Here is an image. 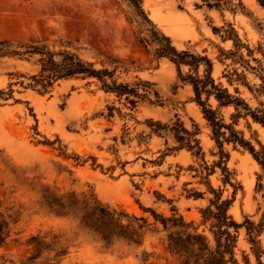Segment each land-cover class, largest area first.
<instances>
[{"label":"rangeland","instance_id":"374dc122","mask_svg":"<svg viewBox=\"0 0 264 264\" xmlns=\"http://www.w3.org/2000/svg\"><path fill=\"white\" fill-rule=\"evenodd\" d=\"M139 2L145 17L130 0H0V39L19 50L18 44L34 42L54 52L71 51L109 71L103 81L59 79L42 93L29 85L39 72L38 55L0 57V90L11 93L0 97V213L7 221L0 264L26 262L35 236L65 249L59 256L45 250L37 264H183L184 257L167 248L169 230L150 210L182 216L189 230L214 247L215 220H204L202 212L209 206L215 211L211 200L217 197L229 201L227 214L241 224L228 229L236 237L240 264H246L244 258L264 264V169L247 149L224 141L230 172L225 181L217 163L220 147L192 86L172 62L155 54L152 40L158 31L177 49L207 56L216 82L252 109L261 107L264 9L256 0ZM103 84L127 85L131 93L120 95ZM208 104L225 123L234 122L256 150L264 146V128L244 111L234 121V106H218L212 96ZM177 120L195 132L202 154L176 149ZM46 191L91 194L127 214L123 224L141 226V242L114 238L106 244L71 216L49 213ZM247 219L259 229V256Z\"/></svg>","mask_w":264,"mask_h":264},{"label":"trees","instance_id":"16d2710c","mask_svg":"<svg viewBox=\"0 0 264 264\" xmlns=\"http://www.w3.org/2000/svg\"><path fill=\"white\" fill-rule=\"evenodd\" d=\"M256 1L264 9V0ZM130 2L144 15L139 0H130ZM152 40L158 45L155 54L158 57H165L172 62L177 69L180 79L192 86L194 101L211 127L213 138L220 147V160L217 163L218 165L222 164L221 170L225 173V181L229 180L230 172L226 165L228 154L224 152L222 146L224 141L239 144L241 147L247 149L262 169H264V146L261 145L256 150L250 141L244 139L243 135L233 127L234 122L225 123L217 110L208 104V100L212 96L217 101L218 106H234L236 110L232 114L234 121L244 111L245 116H250L254 122L264 128L263 104H261V107L252 109L243 98L234 96L221 82H216L212 76V61L207 56L193 53L187 49H177L168 36L158 31L152 34ZM33 43L18 44L16 47L23 49L19 50L15 48L12 41L0 39V57H22L27 54L28 56L38 55L39 72L30 76L33 83L29 85L33 88L38 86L39 92L45 93L49 91L54 82L59 79L95 77L103 81V76L109 73L106 69H95L92 64L83 61L74 52L67 50L54 52L49 50L45 44L37 45ZM58 43L67 46L71 44L70 41L63 40H59ZM201 65H203V69L200 73L199 69ZM182 66H187L189 73L183 75ZM235 74L238 75V73ZM228 81L232 82V79L228 77ZM103 85L120 95L131 93V89L127 85H120L119 89L113 86V89L117 90H113L107 84ZM236 92H238L237 89ZM5 95L11 97V93L0 90V97ZM203 95L205 96L204 99H202ZM177 121V127H173L175 138L179 142V146L176 149L186 148L195 155L202 154V148L199 145L198 139L195 138V132L188 131L179 120ZM204 168L208 171H213L207 165ZM43 197L49 213L56 216H71L78 220L82 227L98 235L108 245L111 244V240L114 238L124 239L135 244L141 242L142 232L139 230L141 226L134 227L132 222L123 224L121 220L123 217H127V214L103 205L91 194H83L79 197L74 192H67L57 196L53 192L46 191V195ZM228 203V200L219 201V197H217L215 200H211V205L215 206V211L209 206L202 212L204 220L209 218H214L215 220L212 225L217 229L213 232L215 239L214 247L209 245L202 233L189 230L190 223H186L182 216H175V214L163 216L156 214L153 210L150 211H152L154 219L159 221L166 230H169L167 248L171 252L183 256V264H240L234 251L236 237L228 229L230 227L237 229L241 224L235 222L227 214ZM132 217L134 218L133 222L138 219L135 216ZM246 221L248 223L246 229L249 239L255 245V254L259 256L260 250L257 246L258 240L256 239L259 229L253 221L248 219ZM5 227H7V221L0 213V246L5 239L3 233ZM31 241L34 242L33 254L27 258L26 262L21 264H37L35 263V259L40 258L45 250L55 251L56 256L65 254V249L59 246V243L55 240L45 242L38 236H35L31 238ZM244 261L248 264L247 258H244ZM39 264H47V262L44 261Z\"/></svg>","mask_w":264,"mask_h":264}]
</instances>
